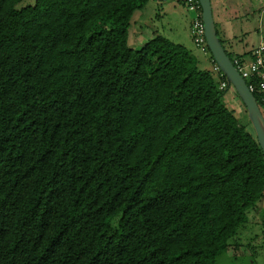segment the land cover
Segmentation results:
<instances>
[{"label":"trees","instance_id":"1","mask_svg":"<svg viewBox=\"0 0 264 264\" xmlns=\"http://www.w3.org/2000/svg\"><path fill=\"white\" fill-rule=\"evenodd\" d=\"M29 1L0 0V264H217L264 231L232 86L161 33L129 46L154 0Z\"/></svg>","mask_w":264,"mask_h":264},{"label":"rangeland","instance_id":"2","mask_svg":"<svg viewBox=\"0 0 264 264\" xmlns=\"http://www.w3.org/2000/svg\"><path fill=\"white\" fill-rule=\"evenodd\" d=\"M32 1L30 0L29 3ZM261 3L264 5V0ZM22 6L20 5L19 8ZM135 15V20H139L142 24H150V28L159 30L164 37L170 38L171 41L184 44L182 43L184 42L183 38L187 36L189 41L187 44L191 43L188 31L196 14L189 11L182 0L150 1L147 9L144 8L136 12ZM216 23L218 25L217 17ZM243 26L247 30L236 38L235 46L239 52L247 53L264 41V12L253 14L251 21L244 22ZM186 47L188 46L186 45ZM196 49V47L192 49L195 55ZM199 68L203 71L212 70L209 66H203V60H201ZM215 78L219 79L217 74H215ZM225 104L229 110L234 112L240 124L248 132L254 133L246 107L238 98L233 87L225 95ZM262 207H264V203ZM257 218L258 221H262L264 216L262 218L260 212ZM217 264H264V231L262 227L258 223H250L243 228L238 236L230 242L227 252L218 258Z\"/></svg>","mask_w":264,"mask_h":264},{"label":"crops","instance_id":"3","mask_svg":"<svg viewBox=\"0 0 264 264\" xmlns=\"http://www.w3.org/2000/svg\"><path fill=\"white\" fill-rule=\"evenodd\" d=\"M262 1L263 0H211L215 23H216V17L218 18V25L216 23V27L219 34V38L227 53L231 54L233 58H236L237 56H243L245 54H250L253 51V49L256 48V47L252 48L247 53H241L237 50L235 46V41L238 36L242 35L244 31L247 30L246 27L243 26V23L251 21L253 14H256L258 12L261 13L264 12V5L261 3ZM149 4L150 2L147 4V6ZM147 6L145 7V9H147ZM245 6L246 8H244ZM135 16L136 15H134L131 22L128 43L131 48L139 49L148 41L152 40L157 35H161V34L159 30H155L153 29V27L150 28V24L149 25L146 23L142 24L139 20H135L134 19ZM234 24L236 25L234 26ZM189 32L190 30L188 31V34L191 43L187 44V42H189L187 40L188 38L187 36L183 38L184 42L182 43H184L183 44L184 46L187 45L188 46L187 48L192 50L196 46L192 41L190 34L191 32L190 33ZM196 50H197L196 56H198L200 62L201 60H203V66L204 67L209 66V68L211 67V69L214 71V64L212 63L211 55H205L200 49H196ZM212 70H207V71H212ZM219 80L220 78L217 81Z\"/></svg>","mask_w":264,"mask_h":264},{"label":"water","instance_id":"4","mask_svg":"<svg viewBox=\"0 0 264 264\" xmlns=\"http://www.w3.org/2000/svg\"><path fill=\"white\" fill-rule=\"evenodd\" d=\"M155 1L165 2L168 0ZM199 2L202 8V18L205 26V38L210 53L229 84L235 89L238 96L245 105L258 143L264 153V112L258 105L253 93L249 90L246 81L236 69L234 62L228 55L218 36L211 0H199Z\"/></svg>","mask_w":264,"mask_h":264},{"label":"built area","instance_id":"5","mask_svg":"<svg viewBox=\"0 0 264 264\" xmlns=\"http://www.w3.org/2000/svg\"><path fill=\"white\" fill-rule=\"evenodd\" d=\"M182 1L184 3V6L189 11L196 14V17L192 22L190 29L194 43L205 55H210V50L205 38V26L202 18L203 14L199 0ZM212 63L214 64L213 72L218 75L221 81L220 88L222 90L227 89L229 83L228 81H223L224 74L217 66L213 58ZM234 65L240 75L246 81L249 90L255 97L256 95L259 97L262 107L259 103L258 105L264 112V41H262L256 48L253 49L249 57L235 59Z\"/></svg>","mask_w":264,"mask_h":264},{"label":"clouds","instance_id":"6","mask_svg":"<svg viewBox=\"0 0 264 264\" xmlns=\"http://www.w3.org/2000/svg\"><path fill=\"white\" fill-rule=\"evenodd\" d=\"M244 79V78H243ZM229 83V82H228ZM230 85V84H229ZM231 86V85H230ZM248 86V85H247ZM256 98V97H255Z\"/></svg>","mask_w":264,"mask_h":264}]
</instances>
